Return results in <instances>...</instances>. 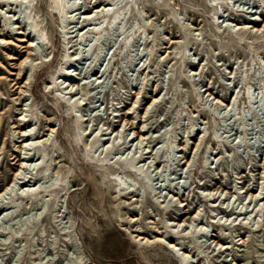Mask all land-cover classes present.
I'll return each instance as SVG.
<instances>
[{"label": "rangeland", "instance_id": "1", "mask_svg": "<svg viewBox=\"0 0 264 264\" xmlns=\"http://www.w3.org/2000/svg\"><path fill=\"white\" fill-rule=\"evenodd\" d=\"M23 130L0 264H264V0L0 4V192Z\"/></svg>", "mask_w": 264, "mask_h": 264}, {"label": "bare ground", "instance_id": "2", "mask_svg": "<svg viewBox=\"0 0 264 264\" xmlns=\"http://www.w3.org/2000/svg\"><path fill=\"white\" fill-rule=\"evenodd\" d=\"M21 3L23 5L25 4H30L32 2V0H0V4L2 6H12L15 4L16 6H18V3ZM111 6V5H109ZM109 11V10H108ZM104 12V10H103ZM92 16H88L86 19H91ZM2 36L4 34H1ZM20 35H25L23 33H20ZM35 37L34 36V40L29 44L28 48V56L25 59V61L20 65V68L23 66V64H28V59L29 57L34 56V51L35 46H34V41H35ZM21 42L26 41L25 39H21ZM28 84V83H27ZM22 92V89L21 91ZM24 122H26V120H24ZM29 123V121H28ZM25 126V125H24ZM54 132V129H52L51 134ZM117 132V131H116ZM120 131H118L117 135L119 134ZM146 136L145 135H141L140 137V141L142 142L144 139L146 140ZM19 139H20V143L22 145V148L20 150V166H19V170L16 172L13 181L11 182V184L9 186H7L2 192H0V203L2 204V202L4 203L5 199H7L6 195L11 196L13 190H15V187L18 186V189L20 191L26 192L27 197H31L32 195L35 194L36 192V182L32 181V178L28 179V173H30L32 171V169H34V166H36V159H34L35 155H30L28 152H31L34 149V143H32L35 139H34V135L32 132H27V130H23L19 133ZM137 139H139V137H137ZM49 140V138L47 140H45L43 143L47 142ZM40 142V141H39ZM41 143V142H40ZM36 145V143H35ZM28 151L26 156L22 158V153H24L25 151ZM18 194V193H17ZM25 195V196H26ZM22 196V195H21ZM23 197V196H22ZM253 198H257V196H252ZM3 205V204H2ZM4 212L0 211V217H2L4 214ZM6 214V213H5ZM2 215V216H1ZM199 215V214H198ZM197 217L195 216L190 223H192L193 221H196ZM182 224V223H181ZM180 224V226H181ZM162 242L163 240H157ZM220 241H218V246H220ZM171 247H174L173 245L170 244Z\"/></svg>", "mask_w": 264, "mask_h": 264}]
</instances>
